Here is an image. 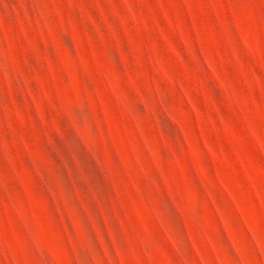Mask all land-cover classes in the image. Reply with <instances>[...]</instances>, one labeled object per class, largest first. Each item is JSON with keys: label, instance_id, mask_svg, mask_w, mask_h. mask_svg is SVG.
<instances>
[{"label": "rangeland", "instance_id": "obj_1", "mask_svg": "<svg viewBox=\"0 0 264 264\" xmlns=\"http://www.w3.org/2000/svg\"><path fill=\"white\" fill-rule=\"evenodd\" d=\"M0 264H264V0H0Z\"/></svg>", "mask_w": 264, "mask_h": 264}]
</instances>
